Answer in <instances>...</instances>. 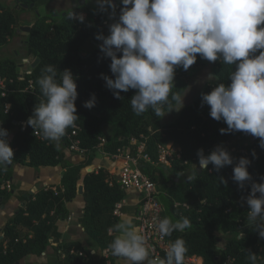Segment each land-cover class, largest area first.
Listing matches in <instances>:
<instances>
[{
    "label": "trees",
    "instance_id": "trees-1",
    "mask_svg": "<svg viewBox=\"0 0 264 264\" xmlns=\"http://www.w3.org/2000/svg\"><path fill=\"white\" fill-rule=\"evenodd\" d=\"M12 1L14 7L0 3V50L23 26L20 15L25 9L22 6H33V11H37L51 0ZM122 7L120 0L119 9ZM74 11L77 14L79 11L86 13L83 23L69 19L68 14L65 17L62 13L35 14V21L25 42L28 60L32 63L38 60L34 67L30 66L28 71H24L14 59L0 61V77L7 81L4 96H1L0 91V127L8 131V136L14 132L10 143L13 158L34 169L60 167L64 170L59 187L40 188L31 196L19 198L23 207L2 228L0 264H26L30 257L41 258L51 242L60 240L57 222L69 217L66 205L79 194L84 202L79 223L87 247L78 243L64 244L60 251H56L51 264H117L112 256L106 258L103 253L110 251L109 244L119 235L110 229L122 218L114 215V211L126 194L106 170L82 171L93 164L98 151L114 154L117 150L130 148L131 139L140 138L146 139L145 154L150 162L141 160L139 166L161 193L159 199L165 208L164 216L173 221L187 217L191 222L190 229L175 231L167 236L170 242L178 237L184 239L187 247L185 258L199 257L202 264H225L228 258L234 259L233 264H249L247 256L248 251H251L257 254L258 264H264V239L246 223L249 210L246 197L251 192V183H260L261 177H264V149L253 156L251 150L260 148L258 138L243 131L221 134L220 129L227 128L226 123L211 118L209 106L202 104V93H210L220 83L226 86L230 83L228 75L231 67L218 59L214 67V85L205 86L170 125L162 127L161 118L156 117L151 109L140 116L135 115L130 105L135 90L120 92L121 98L117 99L101 78L102 73L113 79L115 77L110 70L111 59L100 50L103 42L96 44L95 39L98 34L104 35L105 29L109 34L107 25L116 22L119 14L111 23L108 16L96 7L83 6ZM89 39L94 44L86 58L87 53L83 50ZM46 65L56 68L57 79L60 72L71 70L77 85L75 105L78 119L74 127L66 130L59 149L54 143L43 139L39 130L29 125L24 130L17 126L33 115L42 99L37 80ZM234 70L235 65L232 66ZM184 73L182 67H176L173 91L179 92V77ZM93 94L95 106L88 109L84 103ZM6 104L10 105L7 112L4 110ZM75 127L79 130L74 139L79 141L84 152L81 155L83 160L73 164L68 161V154L73 153L69 149L68 136ZM107 127H110L111 134L106 138ZM245 137L251 138L250 141L245 142ZM165 142H172L180 149L181 160L174 162L170 168L173 174L178 177L183 172H190L191 176V171H195L194 179L175 183L162 167L156 166L157 147ZM217 146L231 154L233 165L219 171L212 164L207 169H200L198 150L203 149L207 156ZM241 157L251 161L247 170L252 181H246L243 189L232 179L233 167ZM10 177V170H0V206L13 197L11 190L3 186ZM220 177L227 183H222ZM174 202L181 206L175 208ZM182 204H186L187 208L182 207ZM72 249L74 253H70ZM165 254L162 253V259Z\"/></svg>",
    "mask_w": 264,
    "mask_h": 264
},
{
    "label": "clouds",
    "instance_id": "clouds-1",
    "mask_svg": "<svg viewBox=\"0 0 264 264\" xmlns=\"http://www.w3.org/2000/svg\"><path fill=\"white\" fill-rule=\"evenodd\" d=\"M98 3L102 11L111 8L115 13L113 0ZM121 3L119 18L109 26V34L96 36L103 42L101 52L111 59L110 70L115 78L103 73L101 78L114 97L120 99V92L135 90L130 99L135 115L151 109L156 117L162 118L184 106L185 95L173 91L176 67L187 70L196 62L197 54L209 62L219 59L231 67L230 83L227 86L220 83L210 93H202V104L209 106L211 118L226 123L227 128L220 129L221 134L246 132L258 138L259 147L264 149V0H121ZM68 18L81 23L85 20L82 13L75 11L69 12ZM22 63L27 65L28 58H23ZM57 75L52 65L41 70L37 83L42 99L26 123L59 149L66 130L74 127L78 119L75 105L78 92L71 70L60 72L59 79ZM208 79L216 77L209 74ZM95 102L93 94L84 107L91 109ZM7 137L8 131L0 127V170H6L13 161L14 152ZM197 155L202 170L212 164L219 171L234 163L231 154L221 146L207 156L200 149ZM250 163L241 157L233 167L232 179L241 189L246 181H252L247 170ZM194 178L195 172L187 176L189 181ZM220 180L227 183L223 177ZM261 181L251 183V192L246 197L249 208L246 223L264 239V177ZM191 226L187 217L173 221L166 216L156 228L164 237ZM113 230L119 235L111 241L109 249L126 264H184L187 247L182 238L169 243L163 259H150L146 239L131 219L121 218L110 229ZM247 260L249 264H258L257 254L251 251Z\"/></svg>",
    "mask_w": 264,
    "mask_h": 264
},
{
    "label": "crops",
    "instance_id": "crops-1",
    "mask_svg": "<svg viewBox=\"0 0 264 264\" xmlns=\"http://www.w3.org/2000/svg\"><path fill=\"white\" fill-rule=\"evenodd\" d=\"M0 3L2 5H10L11 7L15 6V3L13 1L11 2V0H0ZM14 37L9 39V42L5 47L11 46L13 44ZM4 48L0 50V53L2 54L0 61L10 58L4 53ZM13 134L14 132L7 137L9 145L11 143ZM103 140L105 141L106 138ZM68 161L76 164L81 162L82 159L79 156L71 153V155L68 154ZM7 169L11 171V177L9 181L4 182L3 186H6L7 183L9 184V190H11L13 197L7 203L0 206V239L3 236L2 228L5 222L9 218L15 216L19 212L20 208L23 207V203L19 201V198L26 195L31 196L40 188L59 187L64 175V170L60 167L34 169L26 164L18 163L14 158ZM92 169L106 170L111 177L114 179L118 178V164L113 162L110 158L102 156L99 151L95 153L93 164L90 167L85 168L82 172L87 173ZM191 173H194V171H191ZM188 174L189 172L181 173L177 177V182L175 183L180 184L183 182L185 179H187ZM120 204L122 210H120L121 217L131 219L132 223L135 225V227H137V224L135 223V217L140 210L139 195L135 192H129L125 195V198ZM66 206L67 210L69 211V217L66 220H60L57 222L58 231L61 235L60 240L58 242H51V245L47 248L45 254L41 258L30 257L26 260V264H51L55 258V255L57 254L56 251H60L61 246L67 243H78L87 247V244H85V234L79 223V220L83 216L84 208L82 195H77V197ZM164 217L165 216L163 215V218ZM220 236L225 237L226 235L221 234ZM108 255L112 256L117 264H126L123 258L114 257L111 251L108 252ZM192 263L202 264V259L199 257L184 259V264Z\"/></svg>",
    "mask_w": 264,
    "mask_h": 264
},
{
    "label": "built area",
    "instance_id": "built-area-1",
    "mask_svg": "<svg viewBox=\"0 0 264 264\" xmlns=\"http://www.w3.org/2000/svg\"><path fill=\"white\" fill-rule=\"evenodd\" d=\"M22 80V78H20ZM31 85V82H30ZM0 91L2 92L1 96H4V93L7 91V81L4 78L0 77ZM30 91H32V86H30ZM6 104L4 106L5 112L9 110L6 109ZM27 122V121H26ZM26 122L18 124L17 126L24 130L28 125ZM77 127L74 128V131L68 136L69 138V149L78 155H82L84 152L80 148V143L78 140L74 139L77 137ZM37 136H40L38 132L35 133ZM105 143L102 140V145ZM101 145V146H102ZM129 147L125 150H117L114 154H108L102 152L99 153L106 157L110 158L113 162L118 164V178H116L117 184L120 186V189L124 191L125 194L129 192H135L139 195V205L140 210L135 217V222L137 228L140 230L141 234L146 239V246L149 249V258L159 257L162 259V253H166L167 247L170 241L167 239V236L161 237L156 228V225L160 219L163 218L165 213V208L159 197L161 193L156 189L155 184L145 175L139 166V162L147 161L150 162L149 158L145 154L146 149V139H131L129 142ZM255 152L257 156L263 152L261 148H253L251 150ZM247 156L250 153L242 151ZM158 160L156 166L171 168L174 162L181 160L180 149L172 142H165L159 144L157 147ZM98 170V169H96ZM8 190L10 189L9 184L5 186ZM173 206L175 208L181 206L179 203L174 202ZM182 207L187 208L186 204H182ZM121 204H117L114 215L120 216ZM109 251L104 252V256L107 258ZM70 253H74L72 249ZM80 255L83 256L82 253ZM234 259L228 258L225 264H233ZM195 264V263H192Z\"/></svg>",
    "mask_w": 264,
    "mask_h": 264
},
{
    "label": "rangeland",
    "instance_id": "rangeland-1",
    "mask_svg": "<svg viewBox=\"0 0 264 264\" xmlns=\"http://www.w3.org/2000/svg\"><path fill=\"white\" fill-rule=\"evenodd\" d=\"M72 1L75 3L72 4ZM85 2L89 6L96 7L100 9V5L98 3V0H51L48 4L39 7L37 11H33V9H25L23 14L20 15V20L23 22V26L28 25L26 27H31L32 23L35 21V14H54L59 15L63 12H66L68 9L72 7H77L78 2ZM115 13L113 14L111 8H107L106 11H103L107 16L109 22H113L115 19V16L117 14H120V0H115ZM109 25H107V28ZM28 33L21 32L20 30L17 31L16 36L14 37L13 44L11 46L5 47L4 53L8 55L10 58L16 60L19 65L21 66L22 70L28 71L30 66L33 65L32 62L29 61L27 65L22 63V59L26 57V50H25V42L27 38ZM107 35V29L104 31V36ZM95 43H102V41L95 39ZM92 47L89 45L87 46V50H91ZM84 51V53L86 52ZM0 53V57H1ZM216 66L215 62H209L206 59H203L197 54L196 62L191 65L187 70H185V73L181 75L179 78V93L184 96V106L179 110H172L168 112L164 117L161 118L160 124L162 127H166L170 125L178 116L180 111L190 104L192 100L197 96V94L205 87L210 86L212 87L214 85V79L210 80L208 79L209 74H214V67ZM214 76V75H213ZM177 108L179 106H176ZM111 134L110 127L105 128V137L107 138ZM251 138L245 137L243 140L245 142L250 141ZM74 155L79 156L82 159V156L72 153ZM83 160V159H82ZM166 175L174 182H177V177L173 174L172 170L170 168L163 167ZM190 176V172L188 174Z\"/></svg>",
    "mask_w": 264,
    "mask_h": 264
},
{
    "label": "flooded vegetation",
    "instance_id": "flooded-vegetation-1",
    "mask_svg": "<svg viewBox=\"0 0 264 264\" xmlns=\"http://www.w3.org/2000/svg\"><path fill=\"white\" fill-rule=\"evenodd\" d=\"M74 3H75V2L72 1V4H74ZM83 6L87 7V6H89V5H88L87 3L85 4V2L81 1V2H78V6H77V7H72V8H70V9H68L66 12H63L62 14H63V16L65 17L69 12H72V11H74V10L80 8V7H83ZM80 13H82V14L86 17V13H85V12H83V11H79L78 14H80ZM53 15H54V14H53ZM92 44H94L93 40H92V39H91V40L89 39V40L86 42V44H85V47H84L83 52L87 50V46L90 45V46L92 47ZM92 49H93V48H92ZM92 49H91V50H88V51L85 52V53H87V54L85 55L86 58L89 57V54H90V52L92 51Z\"/></svg>",
    "mask_w": 264,
    "mask_h": 264
},
{
    "label": "water",
    "instance_id": "water-1",
    "mask_svg": "<svg viewBox=\"0 0 264 264\" xmlns=\"http://www.w3.org/2000/svg\"><path fill=\"white\" fill-rule=\"evenodd\" d=\"M113 3L115 4V0H113ZM24 9H28V8H33V6H30V7H28V6H22ZM19 30L21 31V32H26V33H29L30 32V27H26V26H21L20 28H19ZM37 62H38V60H35L34 61V63H33V67L35 66V64H37ZM195 172V171H194ZM195 174H196V172H195Z\"/></svg>",
    "mask_w": 264,
    "mask_h": 264
}]
</instances>
